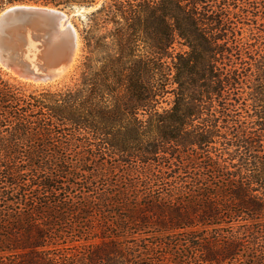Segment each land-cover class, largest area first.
Segmentation results:
<instances>
[{
  "label": "trees",
  "instance_id": "obj_1",
  "mask_svg": "<svg viewBox=\"0 0 264 264\" xmlns=\"http://www.w3.org/2000/svg\"><path fill=\"white\" fill-rule=\"evenodd\" d=\"M97 8L79 75L0 68V264H264V0Z\"/></svg>",
  "mask_w": 264,
  "mask_h": 264
},
{
  "label": "water",
  "instance_id": "obj_2",
  "mask_svg": "<svg viewBox=\"0 0 264 264\" xmlns=\"http://www.w3.org/2000/svg\"><path fill=\"white\" fill-rule=\"evenodd\" d=\"M68 22L71 15L57 7L14 5L5 9L0 13V66L33 84L61 80L78 50L74 26ZM63 24L66 29L61 31Z\"/></svg>",
  "mask_w": 264,
  "mask_h": 264
},
{
  "label": "rangeland",
  "instance_id": "obj_3",
  "mask_svg": "<svg viewBox=\"0 0 264 264\" xmlns=\"http://www.w3.org/2000/svg\"><path fill=\"white\" fill-rule=\"evenodd\" d=\"M14 5H36V6H44V5H39V4H33V3H29V4H13V5H7L6 7H4L0 13H2L5 9L11 7V6H14ZM48 7H53V6H48ZM75 7H82V6H75ZM57 8H60L62 10H64L66 13H68L69 15H71V23L73 24V26L76 28L78 34H79V37H80V43H81V53H80V56L78 58V61L75 65V68H73V70L70 72V74H68L67 76L65 75V78L63 77L62 80H59V81H56L54 83H49V84H33V83H30V82H25V80H21L20 77H18L17 75H14V73H10L9 71L3 69L1 66L0 68L2 69V71L7 75V77L9 78H12V79H15L17 80L18 82H22V83H25L28 85V89L30 91H33V90H41V89H44V88H53V89H56V88H62L66 85H71L78 77L79 75V66L81 64V60H82V39H81V36H80V31L84 28L85 26V23L87 21V13H91L92 11H94L96 8L94 9H90L89 11H85V10H82V12L78 11V12H75V10H73L72 8L71 9H65V8H62V7H57ZM85 8V7H83ZM82 16H80V15Z\"/></svg>",
  "mask_w": 264,
  "mask_h": 264
},
{
  "label": "bare ground",
  "instance_id": "obj_4",
  "mask_svg": "<svg viewBox=\"0 0 264 264\" xmlns=\"http://www.w3.org/2000/svg\"><path fill=\"white\" fill-rule=\"evenodd\" d=\"M91 11V10H90ZM80 12H82V11H80ZM64 25V26H63ZM62 25V28H61V31H64L66 28H65V24H63ZM68 25H73L71 22H68ZM74 30H75V32H76V36H77V38H78V50H77V52H76V56H75V60H74V63H73V65L70 67V69L67 71V72H65L64 74L67 76L68 74H70V72L73 70V68H75V65H76V63H77V59L79 58V56H80V53H81V51H80V48H81V43H80V39H79V36H78V32H77V30L75 29V27H74ZM10 72V71H9ZM11 73V72H10ZM13 73V72H12ZM63 74V75H64ZM14 75H16L15 73H14ZM62 75V76H63ZM65 75L63 76V77H65ZM61 78V77H60ZM61 80H62V78H61ZM52 83V82H51ZM37 84H39V83H37ZM46 84V83H45Z\"/></svg>",
  "mask_w": 264,
  "mask_h": 264
}]
</instances>
